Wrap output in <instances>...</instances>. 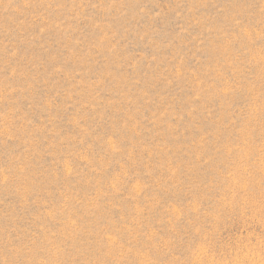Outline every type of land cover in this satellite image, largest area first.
I'll use <instances>...</instances> for the list:
<instances>
[{
  "label": "rangeland",
  "instance_id": "obj_1",
  "mask_svg": "<svg viewBox=\"0 0 264 264\" xmlns=\"http://www.w3.org/2000/svg\"><path fill=\"white\" fill-rule=\"evenodd\" d=\"M0 264H264V0H0Z\"/></svg>",
  "mask_w": 264,
  "mask_h": 264
}]
</instances>
